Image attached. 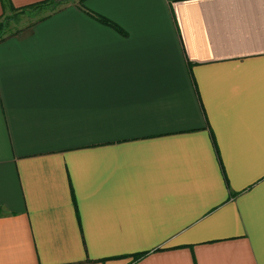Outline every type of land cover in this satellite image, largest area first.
Returning <instances> with one entry per match:
<instances>
[{"label":"crops","instance_id":"obj_1","mask_svg":"<svg viewBox=\"0 0 264 264\" xmlns=\"http://www.w3.org/2000/svg\"><path fill=\"white\" fill-rule=\"evenodd\" d=\"M65 1L0 40V264H264V0Z\"/></svg>","mask_w":264,"mask_h":264},{"label":"rangeland","instance_id":"obj_2","mask_svg":"<svg viewBox=\"0 0 264 264\" xmlns=\"http://www.w3.org/2000/svg\"><path fill=\"white\" fill-rule=\"evenodd\" d=\"M58 1V2H57ZM57 3H61L62 5L66 3L65 0H56V3L49 5V6H42L36 7L33 9H29L27 12L24 13H14L8 12L7 16H3L0 19V38L7 37L11 34H18L17 31L22 30L25 26L29 25L33 21L39 19L40 17L44 16L45 14L52 13L53 9L57 8ZM33 10V11H32Z\"/></svg>","mask_w":264,"mask_h":264},{"label":"trees","instance_id":"obj_3","mask_svg":"<svg viewBox=\"0 0 264 264\" xmlns=\"http://www.w3.org/2000/svg\"><path fill=\"white\" fill-rule=\"evenodd\" d=\"M4 2H5V0H2V7H3V10L5 9L6 10V6L4 5ZM6 2H7V6H8V4H9V1L8 0H6ZM58 2V1H57ZM54 3H56V0H46V1H43V2H39V3H37V4H34V5H31V6H27V7H24V8H20L19 10H15V9H13L11 6H10V4H9V6H8V9H9V11H11V12H14V13H16V14H18V13H24L26 10H28V9H33V8H36V7H42V6H49V5H52V4H54ZM65 4V3H64ZM63 4V5H64ZM61 3H57V5L56 6H58L57 8H55V9H53V10H57L59 7H61V6H63ZM5 6V7H4ZM2 18V17H1ZM0 18V19H1ZM99 19V21H101V22H104V20H102V19H100V18H98ZM2 26V24L0 25V27ZM13 35H14V33H13ZM4 38V36L3 37H1L0 38V40H2Z\"/></svg>","mask_w":264,"mask_h":264}]
</instances>
